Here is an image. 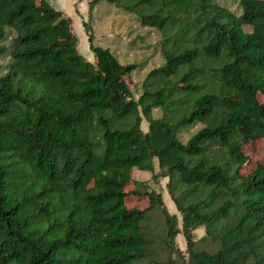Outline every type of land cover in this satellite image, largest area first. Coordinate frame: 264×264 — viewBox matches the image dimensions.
Listing matches in <instances>:
<instances>
[{
  "label": "trees",
  "instance_id": "1",
  "mask_svg": "<svg viewBox=\"0 0 264 264\" xmlns=\"http://www.w3.org/2000/svg\"><path fill=\"white\" fill-rule=\"evenodd\" d=\"M96 1L87 0L88 16ZM234 2L123 4L150 5L136 17L161 34L163 62L133 98L136 63L94 44L85 22L93 60L78 50L71 17L48 0H0V54L9 56L0 74V264H135L151 252L143 222L157 207L165 236L181 231L187 264H264V162L243 172L242 149L264 137V0ZM195 122L181 141L179 128ZM153 158L180 228L160 192L131 176L132 167L153 170ZM128 192L144 205H127ZM197 225L215 250L194 247Z\"/></svg>",
  "mask_w": 264,
  "mask_h": 264
},
{
  "label": "rangeland",
  "instance_id": "2",
  "mask_svg": "<svg viewBox=\"0 0 264 264\" xmlns=\"http://www.w3.org/2000/svg\"><path fill=\"white\" fill-rule=\"evenodd\" d=\"M133 1L134 0H116L115 2H109L107 0H98L93 4L92 9L94 10L91 12L90 16L86 14L83 16L84 20L82 21L83 23H86L91 31L93 30L91 26L95 24L96 29L93 30L92 37L94 44L108 46L120 62L136 63L137 67L130 72V78L132 79L130 90L132 97L137 98L141 92L142 78L150 68L163 62V56L158 43L161 38L160 31L155 26L141 25L136 17L139 12L150 11V5L139 4L131 8L136 9L135 11L125 10L123 4L131 3ZM216 1L228 6L230 9L235 5L234 0ZM55 7L63 9L65 14H68L73 9H87V2L84 4L82 0H59L58 5L55 4ZM83 23H78L77 25L76 22H74V28L72 25V29L78 35L77 37L81 38L82 36L83 39L77 41V48L82 55H86L88 41H86L87 37L83 29ZM243 27L246 30L250 29L249 25H244ZM9 37L10 36H7L3 40L4 44L9 43ZM89 52V56L85 57L93 60L92 52L90 50ZM8 61L9 56L7 54H0V74L5 71V65ZM152 82L153 84L151 87L155 86L157 80L154 79ZM263 98L264 93H260L259 99L262 100ZM151 113L153 116H159L161 110L158 107H154L152 108ZM201 125V122H195L179 128L178 137L181 141H185L187 137ZM146 126V121L141 116V129L145 130ZM242 149L248 155L250 161L248 164L249 166H247L243 172H246L249 168L253 167L256 162H264V137L243 144ZM159 171L156 159L153 158V170L148 171L132 167L131 176L143 180L147 187L160 192L166 209L169 213L175 214L176 225L180 228V212L176 209L169 195L168 187L166 185L167 176L159 175ZM153 174H155V176ZM131 188L132 182H128L125 187L126 191ZM173 192L176 193L177 189ZM144 203L145 199L143 197L137 196L132 192L126 194L127 205H136L140 207L143 206ZM143 225L154 242L150 245L151 252L148 256H145L143 260L137 261L135 264H144L146 261L149 264H162L167 260L170 261V264H187V251L181 231L177 232L171 240L168 236H165L164 217L158 207L150 212L146 221L143 222ZM192 235L195 240L194 247L197 249L202 248L207 251H213L218 247V242L213 240L210 235L205 232L203 225L195 226L192 229Z\"/></svg>",
  "mask_w": 264,
  "mask_h": 264
},
{
  "label": "crops",
  "instance_id": "3",
  "mask_svg": "<svg viewBox=\"0 0 264 264\" xmlns=\"http://www.w3.org/2000/svg\"><path fill=\"white\" fill-rule=\"evenodd\" d=\"M52 5H54L55 6V4L56 5H58V1L59 0H48ZM82 2H84V4L87 2L86 0H82ZM59 9H61V8H59ZM64 13H65V11L63 10V9H61ZM94 9H91V12L93 11ZM69 14V16L71 17V21H72V25H73V28H74V22H76V24L78 25V23H83V21L82 20H84L83 19V16H85L86 14H87V9H73L71 12H69L68 13ZM92 25V24H91ZM91 28H93V30H95L96 29V26H95V24L94 25H92L91 26ZM84 29V28H83ZM93 30H92V33H93ZM85 32V31H84ZM78 36V35H77ZM79 39H83L82 38V36H81V38H79L78 37V40ZM87 41V40H86ZM105 46V45H104ZM108 47V46H107ZM87 48H88V43H87ZM86 48V50H87V53H86V55H84V56H89V54H90V52H89V49H87ZM109 48V47H108ZM110 49V48H109ZM89 53V54H88Z\"/></svg>",
  "mask_w": 264,
  "mask_h": 264
}]
</instances>
